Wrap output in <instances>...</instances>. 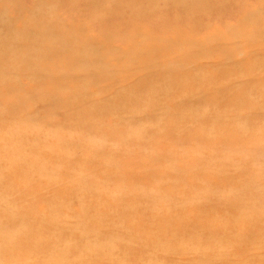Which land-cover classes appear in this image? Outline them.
Instances as JSON below:
<instances>
[{
  "label": "rangeland",
  "instance_id": "rangeland-1",
  "mask_svg": "<svg viewBox=\"0 0 264 264\" xmlns=\"http://www.w3.org/2000/svg\"><path fill=\"white\" fill-rule=\"evenodd\" d=\"M98 1L99 54L0 67V264H264V0Z\"/></svg>",
  "mask_w": 264,
  "mask_h": 264
},
{
  "label": "bare ground",
  "instance_id": "bare-ground-1",
  "mask_svg": "<svg viewBox=\"0 0 264 264\" xmlns=\"http://www.w3.org/2000/svg\"><path fill=\"white\" fill-rule=\"evenodd\" d=\"M8 6L16 9L18 16L17 22L21 23V27L17 28L14 22L0 26V67L4 66L5 60H22L23 67L21 70H32L35 75L49 76L52 74L48 71L45 66L47 62L56 60L70 61L79 58L81 53H91L92 55L99 54L97 49H94V45H98V48L102 49L108 46L109 41L100 39L93 36L91 33L88 34L90 23L88 22V15L95 12L97 7H102L98 0H29L33 5V11L29 17L26 18L23 13L25 8V0H6ZM107 1V0H106ZM129 1V0H125ZM145 1V0H144ZM81 2V8L77 7V3ZM140 0H133L132 4L128 5V8L138 6ZM106 5V4H105ZM184 5V4H183ZM187 5V4H186ZM107 6V5H106ZM152 6V5H151ZM147 7V6H145ZM105 8V7H104ZM101 8V11H105L106 8ZM139 9V8H138ZM182 9V6H181ZM68 11L72 13L71 18H63L62 22H57L62 19L56 16L60 14L57 12ZM131 11V8H130ZM134 11V9H133ZM137 11V10H136ZM81 12L86 13V21L83 20ZM22 14V15H21ZM142 14V13H141ZM119 15V14H118ZM121 16V15H120ZM98 17V16H97ZM100 17V16H99ZM104 17V16H103ZM118 17V16H117ZM81 21H84L83 23ZM99 21V20H98ZM95 22V21H94ZM84 24V25H82ZM108 24V23H107ZM194 27V26H192ZM231 30V28H230ZM102 34V33H101ZM100 34V35H101ZM104 35V34H103ZM102 35V36H103ZM111 36V34H109ZM114 35V33H113ZM220 35V34H219ZM218 35V36H219ZM107 36V35H106ZM217 36V37H218ZM74 37V38H72ZM105 37V36H103ZM112 37V36H111ZM108 38V37H107ZM208 38V37H207ZM215 38V37H214ZM209 39V38H208ZM208 39H206L208 41ZM113 40V39H112ZM212 40V38L210 39ZM209 40V41H210ZM203 41V40H202ZM214 41V40H213ZM187 42V41H186ZM212 42V41H210ZM188 43V42H187ZM190 43V42H189ZM91 45V46H89ZM103 46V47H101ZM205 46V44H204ZM210 46V44H209ZM208 46V47H209ZM108 54V53H107ZM111 54V53H110ZM6 60V61H7ZM34 62L33 67H24L27 62ZM10 62V61H9ZM21 62V61H20ZM15 63V62H14ZM13 63V64H14ZM27 65V64H26ZM247 65V64H246ZM29 66V65H28ZM261 66V65H260ZM9 68V67H8ZM27 68V69H26ZM1 69V68H0ZM104 69V68H103ZM254 70V69H253ZM3 71V70H2ZM7 71V70H6ZM13 71V70H12ZM23 72V71H22ZM15 73V72H14ZM20 73V72H19ZM31 73V72H30ZM4 74V71H3ZM7 74V73H6ZM21 74V73H20ZM23 74V73H22ZM25 75V74H23ZM29 75V74H28ZM33 75V76H35ZM31 76V75H30ZM28 77V76H27ZM248 78V77H247ZM241 84V83H240ZM100 89V88H99ZM213 89V87H212ZM226 91V90H225ZM193 96V95H191ZM191 98V97H190ZM129 99V98H128ZM127 99V102H128ZM137 99V98H135ZM193 99V98H192ZM120 101V99H117ZM125 100V99H124ZM123 100V103H124ZM117 101V102H119ZM186 101V100H185ZM189 101V100H188ZM183 102V101H182ZM129 103V102H128ZM133 103V102H132ZM137 103V102H136ZM113 104V103H112ZM111 104V105H112ZM190 104V103H189ZM105 106V105H104ZM15 107V106H14ZM105 112V111H104ZM121 119V118H120ZM1 121V120H0ZM90 126V125H89ZM248 127V126H247ZM263 133V132H262ZM13 135V134H11ZM250 144V143H249ZM66 146V145H65ZM43 153V152H42ZM108 160V159H106ZM195 163V162H193ZM198 164V163H197ZM96 165V164H95ZM103 166V165H102ZM115 167V166H114ZM113 167V169H114ZM202 167V166H201ZM221 167V166H220ZM231 167V166H230ZM233 167V166H232ZM224 168V167H223ZM228 168V167H226ZM219 169V168H218ZM225 169V168H224ZM220 170V169H219ZM101 172V170H99ZM197 171V170H196ZM223 171V170H222ZM226 171V170H225ZM223 171V172H225ZM216 172V171H215ZM214 172V173H215ZM222 172V173H223ZM227 172V171H226ZM200 173V172H199ZM217 173V172H216ZM95 174V173H94ZM221 174V173H220ZM228 174V173H227ZM215 175V174H214ZM239 175V174H236ZM219 176V175H218ZM108 177V176H107ZM215 177V176H214ZM221 177V176H219ZM239 177V176H238ZM180 178V177H179ZM250 178V177H248ZM256 176L254 177V179ZM228 178H226L227 180ZM233 179V177H232ZM253 179V180H254ZM113 180V179H112ZM182 181V179H179ZM178 180V181H179ZM215 180V179H214ZM231 180V179H229ZM249 180V179H248ZM219 181V180H218ZM223 181V180H222ZM228 181V180H227ZM234 181V180H233ZM238 181V180H237ZM243 181V180H242ZM124 182V181H123ZM215 182V181H214ZM213 182V184H214ZM230 182V181H229ZM251 182V180H250ZM181 183V182H180ZM210 183V182H209ZM212 183V182H211ZM226 183V182H225ZM257 183V182H256ZM178 184V183H177ZM254 183H251V185ZM231 185V184H230ZM256 185V184H255ZM221 186V185H220ZM227 186V185H226ZM243 186V185H242ZM228 187V186H227ZM241 187V186H240ZM246 187V186H245ZM244 188V187H243ZM249 189V188H248ZM247 190V189H246ZM245 190V191H246ZM192 191V190H191ZM190 191V192H191ZM242 191V190H241ZM141 197V196H140ZM200 197V196H199ZM205 197V196H204ZM229 198V197H228ZM225 200V198H223ZM248 199V198H247ZM258 199V198H256ZM136 200V199H135ZM229 200V199H228ZM220 202V201H219ZM235 202V200H234ZM226 203V202H225ZM237 203V202H236ZM211 205V204H210ZM231 205V204H230ZM201 206V205H200ZM215 206V205H214ZM217 206V205H216ZM223 206V205H222ZM206 207V206H205ZM229 207V206H228ZM199 208V207H198ZM202 208V206H201ZM143 209V208H142ZM212 209V208H211ZM220 209V208H219ZM122 210V209H121ZM125 210V208H124ZM145 210V209H144ZM119 211V210H118ZM123 211V210H122ZM227 211V210H226ZM117 212V211H116ZM141 212V211H139ZM143 212V211H142ZM225 212V211H224ZM127 213V212H126ZM131 213V212H130ZM129 213V215H130ZM231 213V212H230ZM133 214V213H132ZM140 214V213H139ZM233 214V212H232ZM128 215V214H127ZM126 215V216H127ZM128 215V216H129ZM141 215V214H140ZM124 217V215H122ZM139 216V215H138ZM258 216V215H257ZM121 217V215H120ZM143 217V216H142ZM119 218V217H118ZM146 218V216L144 217ZM254 218V217H253ZM260 219L259 217H257ZM125 219V218H122ZM253 220V219H252ZM257 221V220H255ZM245 222V221H244ZM144 223V221H143ZM171 223V222H170ZM255 223V222H254ZM259 225V224H258ZM141 227V226H140ZM227 227V226H226ZM225 227V228H226ZM230 227V226H229ZM222 229V228H221ZM3 228L0 227V242L3 243V247L6 246V242L10 240V236L4 234ZM222 231V230H221ZM255 230L251 229L253 233ZM248 237V236H247ZM17 240V239H16ZM28 238L25 241L17 240L16 246L8 249L1 248L0 254L8 252L10 257H13L15 249L24 248L28 242ZM21 243V245H19ZM52 243V242H51ZM50 243V244H51ZM48 247V246H47ZM44 247V248H47ZM247 249V248H246ZM52 252V251H50ZM56 254V253H55ZM53 255V254H52ZM2 255H0L1 257ZM4 256V255H3ZM53 257V256H52ZM57 257V256H55ZM61 256L57 257L60 258ZM109 257H111L109 255ZM62 259V258H60ZM98 259V258H97ZM105 259V258H103ZM110 259V258H109ZM94 260V259H93ZM92 260V261H93ZM107 260V259H106ZM63 261V260H62ZM67 262V260H65ZM112 261V260H111ZM59 263H63L60 262ZM78 263V262H77ZM58 264V263H56ZM69 264V263H68Z\"/></svg>",
  "mask_w": 264,
  "mask_h": 264
}]
</instances>
